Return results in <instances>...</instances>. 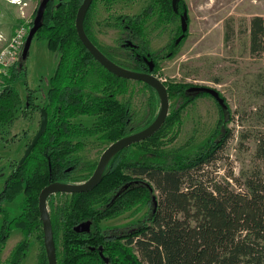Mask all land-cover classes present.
<instances>
[{
  "label": "trees",
  "instance_id": "obj_1",
  "mask_svg": "<svg viewBox=\"0 0 264 264\" xmlns=\"http://www.w3.org/2000/svg\"><path fill=\"white\" fill-rule=\"evenodd\" d=\"M96 1L85 15V33L108 59L124 68L155 75L158 61L175 55L187 35V31L183 32V39L175 43L182 30L171 0H145L138 13L114 18L113 24L120 28L121 36L114 46L102 47L91 27V11ZM81 2L49 1L42 24L34 34L33 38L45 41L47 48L57 55L43 105L34 104L32 93L25 97L23 104L14 86L15 81L27 74L20 52L2 80L0 124L11 122L22 108L24 111V108L44 107L48 117L44 133L22 164L10 165V173L0 192V200L23 194L20 214L9 220L8 227L20 228L23 238L6 264L22 262L31 236L39 241L36 264H47L38 217V194L47 183L58 181L65 166L71 163L70 154L78 149L71 143L72 139L84 134L98 135L101 130L105 141L110 143L143 129L158 112L155 110L159 101L156 91L141 81L136 82L149 92L144 118L138 119V111L130 99H118L127 92L129 80L109 73L80 41L75 16ZM178 8L179 13L186 9L183 0H179ZM169 25L174 26L172 30L176 32L162 47L151 49V31H163ZM248 32L250 53L262 56L264 61V15L250 18ZM225 34L227 39V29ZM130 37L133 38L131 47L129 43L124 44ZM144 56L154 62L153 70L143 61ZM260 81L259 91L264 96V75ZM163 84L168 97L176 98L163 125L148 138L122 149L120 152H125L124 155L116 153L94 188L72 193L62 207L51 211L56 249L61 246L56 250L57 264H264V131L256 137L255 156L259 165L239 175L230 171L223 178H217L212 175L216 172L217 154L233 135L226 126L230 117L194 154L168 153L161 137L171 134V142L177 136L179 113L189 102L184 100L192 85L178 81H163ZM202 94L206 93L195 91L192 98ZM221 107L225 108L222 104ZM222 112L228 114L224 109ZM82 115H96L99 126L92 122L85 127L75 121ZM133 146L161 160L130 158L127 150ZM83 167L78 170L87 171L88 176L94 163L83 164ZM121 186L124 190H119ZM103 200L104 208L97 213L92 204ZM138 203L149 204V210L131 231L113 233L101 227V218L115 217ZM0 212L6 215L1 205ZM85 219L91 225L90 231L74 230V226ZM5 236L0 238V247Z\"/></svg>",
  "mask_w": 264,
  "mask_h": 264
},
{
  "label": "rangeland",
  "instance_id": "obj_2",
  "mask_svg": "<svg viewBox=\"0 0 264 264\" xmlns=\"http://www.w3.org/2000/svg\"><path fill=\"white\" fill-rule=\"evenodd\" d=\"M39 1L0 0V48L6 44L3 42L5 38L8 39L20 24L32 20ZM183 1L188 15L187 35L175 50V55L159 60L155 75L166 83L178 81L213 88L223 99L225 108L211 95L195 96L181 112L180 121L177 123L179 130L174 140L169 142L171 134L161 137L163 147L171 154H194L230 117L226 126L231 129L233 135L217 154V162L214 165L216 172L212 175L223 178L230 171L239 175L242 171L259 165L255 156L256 137L264 131V96L259 91L260 79L264 75V61L262 56L250 53L248 32L250 18L254 15H264V0ZM144 2L145 0H111L108 3L96 1L93 13L91 11V27L93 34L96 33L94 36L97 41L115 45L120 28L111 25L112 17L133 15ZM94 19L98 21L96 24ZM179 23L177 22L178 25ZM173 27L169 25L163 31H151V49L155 50L166 44L176 32H173ZM226 29L229 35L227 39ZM56 62V53L47 48L45 41L33 38L25 60L27 74L25 78L14 82L23 104L25 97L31 93L35 98L34 104L45 103L48 78L53 73ZM148 95L149 92L141 83L129 80L127 92L119 95L118 99H130L133 108L138 111V119L141 120L149 106L145 100ZM175 100L176 98L169 99L170 106ZM156 105L155 110L158 109L159 101ZM41 108H24L25 112L23 108L19 109L11 122L0 124V190L11 166L22 157L26 144L38 130ZM222 109L228 111V114L222 112ZM93 120L94 117L88 115L75 119L85 127H89ZM83 137L85 147H79L80 152L70 155L80 157L86 162L98 159L102 150L110 144L95 136L84 134ZM127 155L136 160H161V157L139 150L135 146L127 150ZM86 174L87 172L83 176ZM22 196L20 192L0 205L3 208L6 206L7 210L14 214ZM67 198L56 195L52 203L49 201L47 204L48 211L51 213L54 207H62ZM92 206L95 208L94 203ZM148 210L149 204L138 203L115 217L102 220L100 225L110 232L122 233L137 227L144 220ZM18 234V230L11 233L7 246L0 254V264H4V260L10 255L9 247L13 242L11 239H15ZM30 240V249L20 264L37 262L39 241L31 237ZM60 249L59 245L56 250Z\"/></svg>",
  "mask_w": 264,
  "mask_h": 264
},
{
  "label": "water",
  "instance_id": "obj_3",
  "mask_svg": "<svg viewBox=\"0 0 264 264\" xmlns=\"http://www.w3.org/2000/svg\"><path fill=\"white\" fill-rule=\"evenodd\" d=\"M48 1L49 0H40V3L36 9V13L35 16L33 17L32 24L28 29V32L26 34L24 43L22 45L19 54L22 62L26 60L34 34L42 24L44 9L46 8ZM92 1L93 0H82L76 12L75 29L80 41L82 42L84 47L90 52L93 58L96 61H98L103 67H105L109 72L113 73L118 77L130 79L133 81H142L147 85L151 86L157 93L159 99V107L156 117L149 125H147L146 127H144L139 131L128 134L111 142L103 150V152L99 157L95 169L93 170L92 174L86 181L81 183H63V182L55 181L46 184L40 190L38 195V209H39L40 220L42 223L43 245L46 254L47 264H57L56 247L53 239V231H52L49 211L46 204L47 197L51 194H55L58 192L79 193L94 188L100 182L103 171L108 161L121 149L128 147L135 142L144 140L149 136L153 135L163 125L169 109V98L167 94V89L166 86L163 84L162 80H160L158 77H156L151 73L133 71L117 65L116 63L108 59L89 39V37L85 33L83 27V21L85 14ZM178 1L179 0H172V6L174 10L177 9ZM186 18H187V12L183 11V13L180 16V26H181L182 34L176 38L175 43H178L181 40V38L183 37V32H185L187 29ZM189 90L207 93L211 95L215 100H217L218 103L222 104L223 102V99L219 96L218 92L213 88L197 85V86H191ZM40 111H41V120H40L39 128L36 134L34 135V137L32 138V140L30 141V143L27 145L25 152L20 159V163L27 157V155L30 153L36 141L45 131L47 125V113L43 108H41ZM75 229L76 231H88V227L83 223L76 226Z\"/></svg>",
  "mask_w": 264,
  "mask_h": 264
},
{
  "label": "flooded vegetation",
  "instance_id": "obj_4",
  "mask_svg": "<svg viewBox=\"0 0 264 264\" xmlns=\"http://www.w3.org/2000/svg\"><path fill=\"white\" fill-rule=\"evenodd\" d=\"M49 1H51V0H49ZM48 1V2H49ZM93 1H96V0H93ZM92 1V2H93ZM91 2V3H92ZM179 2V1H178ZM39 3H40V1H39ZM39 3L37 4V6L35 7V9H34V13L36 12V9H37V7H38V5H39ZM95 3V2H94ZM91 5V4H90ZM47 6V5H46ZM171 6H172V0H171ZM142 7V6H141ZM141 7H140V9H141ZM88 9H90V6H89V8ZM139 9V10H140ZM172 9L174 10V8H173V6H172ZM88 11V10H87ZM183 11H186V9H182V11L179 13V8H178V4H177V9L176 10H174V12L175 13H177L178 14V16H179V22H180V16H181V14L183 13ZM139 12V11H138ZM138 12H136V13H138ZM187 12V11H186ZM87 13V12H86ZM93 13V12H92ZM135 13V14H136ZM86 15V14H85ZM33 17H34V15H33ZM33 17H32V20H33ZM116 17V16H115ZM85 18V17H84ZM31 20V21H32ZM95 20V24L98 22L96 19H94ZM106 22H108V21H106ZM186 22H187V24H188V15H187V18H186ZM114 18L112 17V22H111V25L114 27ZM180 24V23H179ZM29 27H30V25H29ZM188 27V26H187ZM186 31H187V29H186ZM120 33H121V30H120V32H119V36H118V38L121 36L120 35ZM95 35H96V33H94ZM118 38L116 39V42H117V40H118ZM183 39V38H182ZM127 40V38H125L124 39V42ZM131 40H133V38L132 37H130L129 38V40H127V42H125L124 44H128V45H130V47H131V45H132V43H131ZM98 44H100V46H102V47H104V46H106V47H112V45H108V44H102V43H100V42H98ZM114 46V45H113ZM96 61V60H95ZM143 61L147 64V66H148V68L150 69V70H153V68H154V62L151 60V58H148V57H143ZM98 62V61H97ZM99 63V62H98ZM100 64V63H99ZM101 65V64H100ZM158 65H159V61H158ZM102 66V65H101ZM103 67V66H102ZM122 67V66H121ZM103 68H105V67H103ZM124 68V67H123ZM106 69V68H105ZM107 70V69H106ZM108 71V70H107ZM109 72V71H108ZM144 72H147V71H144ZM109 73H111V72H109ZM148 73H150V72H148ZM112 75H114L113 73H111ZM152 74V73H151ZM154 75V74H153ZM156 76V75H155ZM157 77V76H156ZM122 78V77H121ZM125 79V78H124ZM48 80H49V78H48ZM127 80H130V79H127ZM142 82V81H141ZM144 83V82H143ZM192 86H197V85H192ZM195 91H190V94H189V96L188 97H186L185 96V100L184 101H186L187 99L188 100H190V102H191V99L193 100L194 98H192L194 95H193V93H194ZM204 93V92H203ZM207 94V93H206ZM209 95V94H208ZM200 96V95H199ZM210 96V95H209ZM198 97V96H197ZM169 98V97H168ZM170 99V98H169ZM28 105V104H27ZM170 109H172L171 108V106H170V102H169V109H168V114L170 113ZM182 110H183V108H182ZM181 110V111H182ZM167 114V115H168ZM180 115H181V112L179 113ZM94 117V120H93V123L94 122H96V125H98L99 126V122H98V118H96L97 116L96 115H94L93 116ZM167 118V117H166ZM79 123H81V122H79ZM36 134V133H35ZM103 135H104V132H102L101 130H100V133H98V135L96 134V135H94L95 137H97V138H100V139H104L105 140V138L103 137ZM42 136V135H41ZM40 136V137H41ZM34 137V136H33ZM32 137V138H33ZM39 137V138H40ZM32 138L30 139V141L32 140ZM85 138L83 137V136H80V139H78L77 140V137L76 138H74V139H72V141H71V143L73 142L74 144H76V146L75 147H77L78 149L77 150H72V152H71V154L73 155V154H76V153H78V152H80V148H84L85 147ZM30 141H29V143H30ZM37 142V141H36ZM29 143H27L26 144V147H27V145L29 144ZM111 143V142H110ZM36 144V143H35ZM35 144H34V146H35ZM109 144V143H108ZM33 146V147H34ZM26 147H25V149H26ZM80 147V148H79ZM107 147V146H106ZM105 147V148H106ZM104 148V149H105ZM125 148H127V147H125ZM25 149H24V152H25ZM103 149V150H104ZM124 149V148H123ZM103 150H102V152H103ZM122 150V149H121ZM120 150V151H121ZM120 151H118V152H120ZM125 151V150H124ZM101 152V153H102ZM117 152V153H118ZM101 153H100V155H101ZM124 153L125 152H120V153H118V155L120 154V155H124ZM29 155V154H28ZM70 156L69 158L70 159H72V161H71V163H68L66 166H65V168H64V173L60 176V178L58 179V181L57 182H63V183H81V182H84V181H86L89 177H90V175L92 174V172H93V170L95 169V167H96V165H97V162H98V160H99V157H100V155H99V157H98V159H96V160H93V162H86L84 159H81L80 157H73V156ZM117 156V155H116ZM113 158V157H112ZM111 158V159H112ZM20 159H21V157L16 161V164H22V162L25 160H23L21 163H20ZM111 159L108 161V163H107V165H106V167H105V169H104V171L106 170V168L108 167V165H109V163H110V161H111ZM80 163H83V164H89V163H94V168H93V170H92V172H91V174L90 175H88V176H83L87 171H81V170H78V168H80V167H82L83 168V164H81L80 165ZM80 165V166H79ZM11 170V169H10ZM103 171V172H104ZM10 173V172H9ZM8 176V175H7ZM7 178V177H6ZM5 178V179H6ZM4 182H5V180H4ZM53 182H55V181H53ZM48 184V183H47ZM3 185H4V183H3ZM3 185H2V187H1V190H2V188H3ZM45 186V185H44ZM43 186V187H44ZM123 186V185H122ZM121 186V188L119 189V190H124L123 189V187ZM42 187V188H43ZM41 188V189H42ZM1 190H0V192H1ZM118 190V191H119ZM117 191V192H118ZM40 192V191H39ZM59 193V192H58ZM60 195H68L67 197L69 198V196L72 194V193H59ZM39 195V194H38ZM56 195H58L57 193H55V194H51V195H49L48 197H47V199H46V204H49V201L50 200H52L53 198H55V196ZM60 195H58V196H60ZM8 200H0V204L1 203H6ZM19 204L20 203H18V205H17V209H18V211H17V209H16V212L14 213V214H11V212L9 211V210H7V207L5 206L4 208H3V210L5 211V214L6 215H4L3 214V212H0V218H1V222H0V238L1 237H3V236H5V234H6V236H5V239H4V241L2 240L1 242H3V244H2V246L0 247V254L4 251V248H5V246H7V243H8V239H9V237L11 236V233L13 232V231H16V230H18L19 231V234H18V236L15 238V239H11L13 242H11V247H9V251H10V255L8 256V258L7 259H5L4 260V264H6V261L10 258V256L12 255V253H13V251H14V249L16 248V246H17V244H18V242H20L21 240H22V238H23V232H22V230L20 229V228H13V229H8V227H9V220L10 219H12V218H14L15 216H18L19 214H20V208H19ZM104 205H105V201L103 200L102 202H98L97 203V201L96 202H94V206H95V208H94V210L97 212V213H99V212H101L102 211V209L104 208ZM37 208H38V203H37ZM8 212H10V214L8 213ZM38 212H39V209H38ZM49 216H50V220H51V213H50V211H49ZM38 217H39V220H40V216L38 215ZM104 219H108V218H101L100 219V222L102 221V220H104ZM88 221V219H85V220H83V221H80L79 223H77L75 226H74V230H76L75 228H76V226H78L79 224H84V225H86L87 227H88V231H85V232H89L90 231V224H89V222H87ZM40 222H41V220H40ZM52 226V225H51ZM41 228H42V223H41ZM132 229H129V230H126V232L127 231H131ZM53 231V230H52ZM42 232H43V230H42ZM77 232H84V231H77ZM31 235H33V234H31ZM30 235V236H31ZM30 238V237H29ZM31 238L33 239L34 237L33 236H31ZM53 239H54V236H53ZM30 240V239H29ZM42 240H43V234H42ZM30 243H31V241H30ZM55 243V242H54ZM43 247H44V245H43ZM55 247H56V245H55ZM29 249H30V245H29ZM29 249H28V251H29ZM28 251H27V253H28ZM45 251V250H44ZM27 253H26V255H27ZM57 253V252H56ZM46 255V254H45ZM57 256V255H56ZM23 261V260H22Z\"/></svg>",
  "mask_w": 264,
  "mask_h": 264
},
{
  "label": "built area",
  "instance_id": "obj_5",
  "mask_svg": "<svg viewBox=\"0 0 264 264\" xmlns=\"http://www.w3.org/2000/svg\"><path fill=\"white\" fill-rule=\"evenodd\" d=\"M29 23L30 21H24L13 31L8 39L5 38L3 41L6 44L0 48V88L3 86V78L7 75L8 70L15 64L18 58V54L29 29V25H27Z\"/></svg>",
  "mask_w": 264,
  "mask_h": 264
}]
</instances>
